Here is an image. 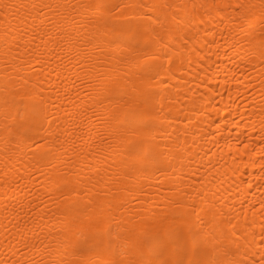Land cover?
Segmentation results:
<instances>
[{
    "label": "bare ground",
    "instance_id": "bare-ground-1",
    "mask_svg": "<svg viewBox=\"0 0 264 264\" xmlns=\"http://www.w3.org/2000/svg\"><path fill=\"white\" fill-rule=\"evenodd\" d=\"M264 264V0H0V264Z\"/></svg>",
    "mask_w": 264,
    "mask_h": 264
},
{
    "label": "snow or ice",
    "instance_id": "snow-or-ice-1",
    "mask_svg": "<svg viewBox=\"0 0 264 264\" xmlns=\"http://www.w3.org/2000/svg\"><path fill=\"white\" fill-rule=\"evenodd\" d=\"M180 264H183V262H180Z\"/></svg>",
    "mask_w": 264,
    "mask_h": 264
}]
</instances>
